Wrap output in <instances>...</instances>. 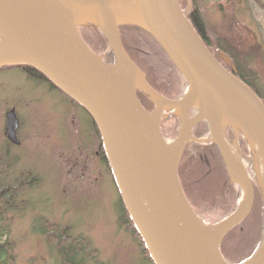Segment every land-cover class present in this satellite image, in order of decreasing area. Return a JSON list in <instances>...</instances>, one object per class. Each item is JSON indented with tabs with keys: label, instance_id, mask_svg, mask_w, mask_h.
Here are the masks:
<instances>
[{
	"label": "water",
	"instance_id": "95a60500",
	"mask_svg": "<svg viewBox=\"0 0 264 264\" xmlns=\"http://www.w3.org/2000/svg\"><path fill=\"white\" fill-rule=\"evenodd\" d=\"M86 25L103 33L114 65L87 46L80 34ZM123 25L142 29L166 53L187 83L180 100L162 97L147 83L124 49ZM219 57L177 0H0V70L35 69L89 115L125 209L154 264H229L222 242L253 209V181L229 147L225 130L240 131L264 159V103L220 62L231 64L229 59ZM139 90L155 103L153 113L141 103ZM197 106H203V116ZM169 107L181 121L175 141L160 128L162 111ZM193 109L197 115L190 118ZM6 119L7 138L19 146L16 112H8ZM202 120L242 193L237 209L213 226L195 213L178 175L184 151L194 140L193 128ZM243 264H264V242Z\"/></svg>",
	"mask_w": 264,
	"mask_h": 264
},
{
	"label": "rangeland",
	"instance_id": "374dc122",
	"mask_svg": "<svg viewBox=\"0 0 264 264\" xmlns=\"http://www.w3.org/2000/svg\"><path fill=\"white\" fill-rule=\"evenodd\" d=\"M177 1L188 18L193 11L199 12L211 51L234 58L237 71L252 83L264 101V0ZM127 38L133 39L132 36ZM111 53L109 47L101 56L106 60ZM152 81L160 91L169 86L172 97L184 96L187 90L186 87L184 91V84L178 80L168 86L164 79ZM137 93L147 101L148 112L153 113L152 99L142 90ZM11 110L16 112L20 122L19 146L12 144L6 135V117ZM196 115L194 109L189 112L190 118ZM204 124L207 122L202 120L195 125L194 140L189 145L213 144L210 134L201 135ZM160 128L167 140L177 139L181 121L173 107L162 111ZM225 138L251 173L250 164L256 156L244 135L228 127ZM3 152L8 155L6 161L10 170L0 179L1 185L18 186L23 174L37 180L36 185L25 188L16 199L19 207L25 203L24 209L9 213L17 264H61L57 249L48 244L40 230V219L91 243L98 256L95 259L88 255L78 257L83 264H150L141 241L121 222L119 194L102 160L101 141L90 119L66 96L41 80L30 79L21 69L0 70V155ZM252 181L253 208L260 212L263 206L264 213V191L256 179ZM240 195L242 197L241 192ZM220 202L215 206L200 205L199 217L207 225L221 222L231 210L227 203Z\"/></svg>",
	"mask_w": 264,
	"mask_h": 264
},
{
	"label": "trees",
	"instance_id": "16d2710c",
	"mask_svg": "<svg viewBox=\"0 0 264 264\" xmlns=\"http://www.w3.org/2000/svg\"><path fill=\"white\" fill-rule=\"evenodd\" d=\"M189 20L209 49V45L204 35V25L199 12L193 11ZM119 31L124 49L128 56L147 76L149 85L155 91L159 92L160 90L156 88L152 79H164L165 81H168L165 83L167 86L170 85L172 81L178 80L180 84H184L185 91L187 87L185 79L151 35L138 27L128 25L121 26ZM80 34L87 46L98 56H101L109 48L107 39L97 27L88 25L80 27ZM128 36H132L133 39H128ZM229 58L234 59L231 56ZM104 61L109 65H114V55L111 53L110 57L108 56V58L106 60L104 59ZM16 69L24 70L30 79L34 81L41 80L47 83L52 90L60 92L54 85H52V83H50L41 73L35 69L28 67H14L4 68L2 71ZM235 75L253 91H255L257 96L262 100L252 83L249 82L245 76L240 74V72L236 73ZM163 89L164 90H161L162 92L160 91L159 93L168 99L178 100L183 96L182 94L175 96L177 98L172 97L169 86L168 88L164 86ZM60 93L63 94L62 92ZM138 97L143 106L146 108L145 102L147 101H145L141 95H138ZM70 101L73 102L72 100ZM73 103L76 104L75 102ZM78 107L81 108L80 106ZM85 114L90 119L99 136L101 141L102 160L113 177L99 131L89 115L86 112ZM203 127L204 128L201 135H209L210 130L208 124H204ZM176 135L177 133H175L174 136ZM191 149H193V151ZM7 157L8 155L6 152H3L0 155V179L4 176V174H6V172L8 173L10 170V165L6 161ZM178 175L184 193L198 216L200 215L199 207L201 204L215 206L214 204H217L216 202L218 201H221L220 203L223 205H226L227 203L229 205L228 208H232L230 211L226 212L224 219L237 209L241 197V190L238 188L236 189V187L231 183L232 181L227 173L222 157L215 144H211L206 147L189 145L182 157ZM22 178L23 180L18 183V186H3L0 183V264H17L14 253L15 244L10 237L12 218L9 213L24 209L25 203L19 207L16 199L19 194L25 190V188L36 185L37 183L36 178H30V176L27 174H23ZM114 183L116 185L115 179ZM117 191L119 194L121 222L126 224L133 231L135 236L141 241L144 255L150 264H154L144 242L142 241L129 214L125 209L118 188ZM225 191L227 192L226 194ZM226 197L228 199H226ZM255 208H253L249 217L234 230H232L222 242L221 252L229 264L245 263L255 255L263 242V206L262 209H260V212L256 211ZM40 228L42 233L46 235L48 244L57 249L61 264H83V260L78 261L77 259L78 257H83L84 255H88L92 259L97 258L98 252L92 248L91 243L87 239L82 237H73L68 232V230L59 231L58 227L54 223H50L46 219H40Z\"/></svg>",
	"mask_w": 264,
	"mask_h": 264
},
{
	"label": "bare ground",
	"instance_id": "6f19581e",
	"mask_svg": "<svg viewBox=\"0 0 264 264\" xmlns=\"http://www.w3.org/2000/svg\"><path fill=\"white\" fill-rule=\"evenodd\" d=\"M199 111L202 112L201 116L204 115V111L203 106H197ZM158 114L155 115V118H158ZM177 143H174L172 146H176ZM232 149V148H231ZM250 149L254 152L255 154V159L252 161V163L250 164V169H251V173L248 171L247 167L245 166L246 170L249 172L251 179H256L260 185L262 186V189L264 191V159L257 147V145L255 143L252 142ZM232 151L235 153L234 155H236L235 150L232 149ZM263 242H264V237H263Z\"/></svg>",
	"mask_w": 264,
	"mask_h": 264
},
{
	"label": "flooded vegetation",
	"instance_id": "af4514ba",
	"mask_svg": "<svg viewBox=\"0 0 264 264\" xmlns=\"http://www.w3.org/2000/svg\"><path fill=\"white\" fill-rule=\"evenodd\" d=\"M189 18H190V16H189ZM209 49H210V47H209ZM211 50V49H210ZM212 52V51H211ZM213 53V52H212ZM219 51L218 52H216L215 54L213 53V55H215L216 56V58L217 59H219L220 57H219ZM229 58V57H228ZM229 60H230V63L231 64H228V63H226L223 59H221L220 60V62H221V64L226 68V69H228L229 71H231V72H233V73H238V71H237V69L235 68V64H234V61L232 60V59H230L229 58ZM263 102V101H262Z\"/></svg>",
	"mask_w": 264,
	"mask_h": 264
}]
</instances>
